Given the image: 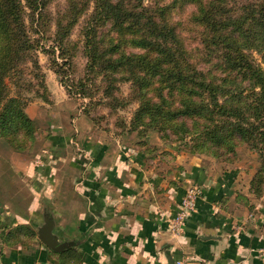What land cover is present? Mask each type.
Wrapping results in <instances>:
<instances>
[{
	"label": "crops",
	"instance_id": "crops-1",
	"mask_svg": "<svg viewBox=\"0 0 264 264\" xmlns=\"http://www.w3.org/2000/svg\"><path fill=\"white\" fill-rule=\"evenodd\" d=\"M39 111L27 108L45 128L42 148L22 153L0 137V264H58L62 253L68 264H264V199L235 166L187 152L151 157L85 115L76 126L69 110ZM193 183L204 194L176 236L170 224ZM46 216L69 248L39 238ZM20 226L36 232L33 247L10 235Z\"/></svg>",
	"mask_w": 264,
	"mask_h": 264
},
{
	"label": "trees",
	"instance_id": "trees-1",
	"mask_svg": "<svg viewBox=\"0 0 264 264\" xmlns=\"http://www.w3.org/2000/svg\"><path fill=\"white\" fill-rule=\"evenodd\" d=\"M49 1L0 0V137L19 152L33 151L38 135L22 93L33 86L24 63L35 50L26 9L35 19ZM235 1L69 0L59 45L93 3L81 30L89 68L111 86L132 82L136 122L160 127L165 139L189 138L184 151L226 162L241 143L264 151V0ZM10 235L36 238L25 226ZM58 261L70 262L64 253Z\"/></svg>",
	"mask_w": 264,
	"mask_h": 264
},
{
	"label": "rangeland",
	"instance_id": "rangeland-1",
	"mask_svg": "<svg viewBox=\"0 0 264 264\" xmlns=\"http://www.w3.org/2000/svg\"><path fill=\"white\" fill-rule=\"evenodd\" d=\"M248 1L251 0H236L235 2L242 4ZM190 8L192 6H188V9ZM92 9L93 3H91L89 11L81 15L78 22L75 23L71 33L65 37V43L62 46L59 45L57 24L68 20L69 0H50L44 12H35V19L31 15L32 12L28 8L26 9V22L35 44L33 57L24 63L25 66L27 65L24 70L26 79L33 82V86H24L22 90L24 97L29 99L27 108L32 109L33 113H39L40 109L54 112L56 109L53 106V96L55 95L58 98L57 101L60 102L57 104L61 108L54 113L62 110L73 112L75 117L72 122H75L76 126H78L77 118L80 115H85L95 128L139 146L151 157L162 152L167 157L182 152L214 157L207 153L184 151L188 149L186 147L190 142L189 138L176 139L171 135L165 139L162 138L160 127L136 122L135 114L140 103L134 95L132 82L113 81V86H111L110 81H103L102 73L97 74L89 68V59L85 54L81 30ZM180 16L181 13L175 14L174 20L180 21ZM253 56L257 60L261 58L257 53H254ZM36 62L38 69L35 68ZM36 73L41 74L46 88L40 84L41 78L37 77ZM66 85L71 93L67 90ZM51 114L49 113V115ZM36 124L38 127L36 143H38L39 135L40 133L44 134L43 129L45 128L37 122ZM186 143L188 144L186 145ZM263 145L264 143H260L259 146ZM39 148L42 147H37L38 150ZM43 152L45 155L48 154L46 149ZM263 154L264 151L254 148L251 144L241 143L236 148L235 157L225 160L227 164L235 166L234 168L239 170L243 179L247 180L248 189L258 199H264V181L260 182V177L264 175ZM254 179L257 182L253 184ZM254 188L258 190L255 191ZM26 241L27 243L24 245L27 247L34 246L35 240L27 238Z\"/></svg>",
	"mask_w": 264,
	"mask_h": 264
},
{
	"label": "built area",
	"instance_id": "built-area-1",
	"mask_svg": "<svg viewBox=\"0 0 264 264\" xmlns=\"http://www.w3.org/2000/svg\"><path fill=\"white\" fill-rule=\"evenodd\" d=\"M203 194V188L199 185L193 183L187 187L176 216L170 224V230L174 235L182 234L187 218L196 211L197 202ZM260 255L264 257V247L260 250Z\"/></svg>",
	"mask_w": 264,
	"mask_h": 264
},
{
	"label": "water",
	"instance_id": "water-1",
	"mask_svg": "<svg viewBox=\"0 0 264 264\" xmlns=\"http://www.w3.org/2000/svg\"><path fill=\"white\" fill-rule=\"evenodd\" d=\"M53 219L46 216V223L39 230V238L44 244L55 252H61L72 245V242H61L52 231Z\"/></svg>",
	"mask_w": 264,
	"mask_h": 264
}]
</instances>
